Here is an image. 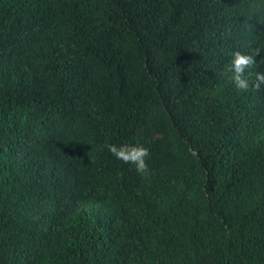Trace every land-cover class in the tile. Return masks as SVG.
<instances>
[{
  "label": "trees",
  "instance_id": "obj_1",
  "mask_svg": "<svg viewBox=\"0 0 264 264\" xmlns=\"http://www.w3.org/2000/svg\"><path fill=\"white\" fill-rule=\"evenodd\" d=\"M253 49L264 0H0V264H264Z\"/></svg>",
  "mask_w": 264,
  "mask_h": 264
},
{
  "label": "clouds",
  "instance_id": "obj_2",
  "mask_svg": "<svg viewBox=\"0 0 264 264\" xmlns=\"http://www.w3.org/2000/svg\"><path fill=\"white\" fill-rule=\"evenodd\" d=\"M259 49H253L251 52H241L240 50H231L228 52L230 61L225 71L230 74L231 82L234 87L241 91L247 92L251 89L259 90L264 86V72L256 71L255 79L251 80V68L257 63L254 58ZM108 151L120 161L134 166L136 172L141 175L149 173L147 159L150 156L149 149L139 142H121L119 144L107 143Z\"/></svg>",
  "mask_w": 264,
  "mask_h": 264
}]
</instances>
